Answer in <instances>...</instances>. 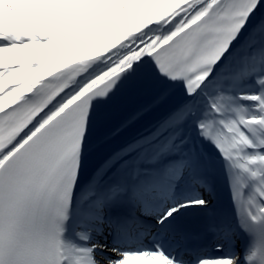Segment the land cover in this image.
<instances>
[{"label":"snow or ice","instance_id":"obj_1","mask_svg":"<svg viewBox=\"0 0 264 264\" xmlns=\"http://www.w3.org/2000/svg\"><path fill=\"white\" fill-rule=\"evenodd\" d=\"M0 264H264V0H0Z\"/></svg>","mask_w":264,"mask_h":264}]
</instances>
